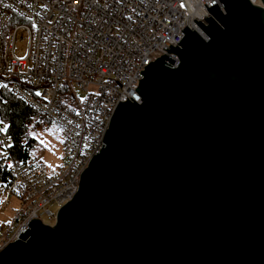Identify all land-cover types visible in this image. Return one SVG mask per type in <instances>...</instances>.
Wrapping results in <instances>:
<instances>
[{"label":"water","instance_id":"obj_1","mask_svg":"<svg viewBox=\"0 0 264 264\" xmlns=\"http://www.w3.org/2000/svg\"><path fill=\"white\" fill-rule=\"evenodd\" d=\"M139 71L52 226L0 264H264V0H217Z\"/></svg>","mask_w":264,"mask_h":264},{"label":"built area","instance_id":"obj_2","mask_svg":"<svg viewBox=\"0 0 264 264\" xmlns=\"http://www.w3.org/2000/svg\"><path fill=\"white\" fill-rule=\"evenodd\" d=\"M214 5L220 8L217 0H0V83L64 140L51 172L38 158L15 161L0 131V152L7 154L0 165L9 176L0 211L10 198L21 202L13 224L0 226V250L28 230L30 220L43 224L42 217L55 216L52 205L58 210L71 200L116 105L140 102L133 91L139 71L163 55L175 68L177 57L165 50L178 47L185 27L206 40L193 21L206 26V9ZM18 32L26 37L23 59L13 54Z\"/></svg>","mask_w":264,"mask_h":264},{"label":"trees","instance_id":"obj_3","mask_svg":"<svg viewBox=\"0 0 264 264\" xmlns=\"http://www.w3.org/2000/svg\"><path fill=\"white\" fill-rule=\"evenodd\" d=\"M0 121L8 125V131L5 134L10 141L11 157L18 162L27 161L35 143L28 132L41 123L48 122L10 96L6 89H0ZM8 179L7 170L0 167V188L7 185Z\"/></svg>","mask_w":264,"mask_h":264},{"label":"rangeland","instance_id":"obj_4","mask_svg":"<svg viewBox=\"0 0 264 264\" xmlns=\"http://www.w3.org/2000/svg\"><path fill=\"white\" fill-rule=\"evenodd\" d=\"M25 47L26 37L23 32H18L15 36L13 44V54L18 58L23 57L25 54ZM49 129H56V127L49 123H41L35 127V129H32L28 132L29 136L35 140L29 158L40 159L46 165V169L52 172L53 169L58 167L61 161V152L58 130L56 129L52 132H49L47 131ZM30 133H39V135L34 137ZM49 165L51 167H49ZM20 208L21 202L19 200L15 198L8 199V205L0 212V226L4 225L7 227L9 224H13V221L19 213ZM49 209L54 214L56 213L57 207L52 205ZM41 220L43 224L49 226H52L54 223V218L42 217Z\"/></svg>","mask_w":264,"mask_h":264},{"label":"snow or ice","instance_id":"obj_5","mask_svg":"<svg viewBox=\"0 0 264 264\" xmlns=\"http://www.w3.org/2000/svg\"><path fill=\"white\" fill-rule=\"evenodd\" d=\"M3 6H4L5 8L8 7L7 4H4ZM183 6H184V5H181V7H183ZM33 28H35V25H33ZM18 59H23V57H20V58H18ZM9 71H10V69H9ZM8 88H9L8 84H6V83H0V89H8ZM10 90H11V89H9V91H10ZM35 95L39 96V95H41V93L36 92ZM82 102H83V98H82ZM77 114H79V113H77ZM69 123H71V121H69ZM77 127H78V125H77ZM54 130H56V129H49V130H47V131L52 132V131H54ZM60 130H62V129H60ZM0 131H2V132H7V131H8V125L5 124L4 127H3L2 129H0ZM30 134H31L32 136H34V137H36V136L39 135V133H30ZM3 143H4V141H3V140H0V144H3ZM60 143L63 144V143H64V140L61 139V140H60ZM8 147H11V145L9 144ZM0 156H3L5 159L7 158V154H6L5 152H0ZM0 167H2V165H0ZM12 167H13L12 164H8V168H12ZM49 167H51V166L49 165ZM53 171H55V169H53ZM0 191H2V189H0ZM17 194H18V193H17ZM2 202H3V201H0V203H2Z\"/></svg>","mask_w":264,"mask_h":264},{"label":"crops","instance_id":"obj_6","mask_svg":"<svg viewBox=\"0 0 264 264\" xmlns=\"http://www.w3.org/2000/svg\"><path fill=\"white\" fill-rule=\"evenodd\" d=\"M7 205H8V203H7ZM1 212V211H0Z\"/></svg>","mask_w":264,"mask_h":264},{"label":"bare ground","instance_id":"obj_7","mask_svg":"<svg viewBox=\"0 0 264 264\" xmlns=\"http://www.w3.org/2000/svg\"><path fill=\"white\" fill-rule=\"evenodd\" d=\"M28 229H29V227H28Z\"/></svg>","mask_w":264,"mask_h":264}]
</instances>
